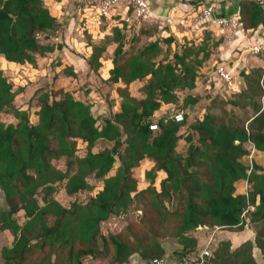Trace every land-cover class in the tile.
<instances>
[{
	"label": "trees",
	"instance_id": "obj_1",
	"mask_svg": "<svg viewBox=\"0 0 264 264\" xmlns=\"http://www.w3.org/2000/svg\"><path fill=\"white\" fill-rule=\"evenodd\" d=\"M97 1L92 8L96 13ZM237 10L231 16L245 30H257L264 22V5L257 0H241ZM135 22L114 27L112 37L92 44L86 61L89 70L100 72L108 43L117 44L105 82L116 86L121 111L106 117L96 113L94 103L60 89L40 96L39 122L33 124L29 110L15 105L20 90L0 70V114L12 113L17 120L0 121V190L6 202L0 233L14 236L12 245L1 250L3 264H84L88 257L97 263L104 258L108 264H150L156 258L182 263L199 251L206 227L243 232L250 224L258 227L252 239L235 249L230 240L219 242L211 262L260 264L255 250L264 259V167L242 162L250 155L248 144L264 152V67L240 72L242 91L223 96L222 116L207 111L190 124L188 112L200 103L194 95L199 71L221 41L208 32L199 46L185 41L171 59L170 49L178 48L179 40L170 35L127 54L122 29ZM58 30L48 0H0V58L9 63L38 68L40 59L63 49L40 38ZM63 75L77 77L73 67ZM135 82H144L141 99L130 90ZM228 104L243 111L240 120L229 117ZM163 105L183 112L184 122L172 115L155 117ZM152 124L159 130L152 131ZM183 139L185 153L178 151ZM100 142L112 145L95 152ZM80 145L86 147L85 155H79ZM146 159L155 168L146 171L150 184L140 190L134 170ZM60 161L64 169L58 167ZM160 171L167 177L157 187ZM91 177L103 186L88 202L66 207L55 198L60 188L70 197L95 191ZM241 180L248 183V192L236 195ZM21 212L23 225L17 219ZM130 214L122 232L102 233V223L112 216ZM167 240H176L182 250L168 255Z\"/></svg>",
	"mask_w": 264,
	"mask_h": 264
},
{
	"label": "rangeland",
	"instance_id": "obj_2",
	"mask_svg": "<svg viewBox=\"0 0 264 264\" xmlns=\"http://www.w3.org/2000/svg\"><path fill=\"white\" fill-rule=\"evenodd\" d=\"M54 1L59 2L57 0H54ZM48 3L50 5L52 1L48 0ZM86 3L87 5L92 6V5L98 4V1L97 0H86ZM194 3H196L195 8H197L198 0L194 1ZM73 7L74 6H72L71 9H73ZM95 11L96 10L93 9L91 14L89 15L90 21H89V16H87V19H85V22L80 23V27H79L80 32L76 31L74 33V35L77 36L76 38L80 42H83L81 46L76 45V48L74 47L75 50H71V52L79 60L85 59L87 61V59L89 58V57L86 58L85 50H83L85 49L86 45L87 46L89 45L91 47L92 44H96V43L101 44L105 41V38L107 36H110V37L113 36V27L110 25V22H107L105 19H102V17H100L98 13H96ZM200 11L198 12L197 10L198 12L197 18L200 15ZM152 19L144 23L135 22L136 24H134V26L128 30L129 32L124 33L125 50L127 54H137L150 41H155L156 39L160 37H169L170 35H174L171 31L170 25L166 23L167 21L166 22L165 20L154 21V18ZM199 22L202 23L200 19H198L197 21H194V23L197 25L200 24ZM206 26L209 27V24H206ZM60 27L61 25H59V29ZM165 32H167L168 34H166ZM208 32H211V31L206 30L201 35V38H194L191 41L185 38L183 40H180L177 38V36L174 35L179 41H178V48H176V46L173 45L172 50L170 49L171 59H173L172 54L176 49L179 50L180 52L182 51L181 46L185 44V41L193 43L196 46H199L202 43L206 33ZM236 32L237 31L235 30L232 32H228L227 30L226 32L219 31V34H216V33L213 34L212 32V34H213V39L215 41H218L217 39H220L221 37H224L223 39H227L225 38L227 37L226 35L227 33L228 35L230 34L236 35ZM62 35L63 33L60 32L59 34L55 33L54 35H41L40 38H41V41L44 43L62 45V43L64 42V38L62 37ZM237 36H239L238 33H237ZM116 47H117V44L112 43V42L108 43V46H107L108 50L104 54L101 60L103 63V68L100 70V72H93L89 70V66H87V64H84V63L81 66L79 65L77 68L73 66V68L75 69L77 73L76 78H65V76L63 75V71L64 69L70 66H67L66 63L64 64L63 62L64 59L63 57L58 56L59 54L55 55L57 51L54 54L46 57L47 62H44V65H43L44 67L40 68L41 70L38 69L39 64H38V68H34L33 66L28 65V64L23 65V66H19V65L11 66L12 63L10 64L9 62H8L9 63L8 66H4L3 58H0V70H3L5 76L9 79L10 82L14 84V89L16 91L20 90L15 100V105L19 109L29 110L30 115H31V122L33 124L38 121L37 111L39 108L40 96L43 95L44 93H50L54 91L53 90L54 88L55 90L65 89L66 91H69L72 94H74L76 98L85 99L87 103H91L92 101L93 103H95V105L98 104L99 108H97V110L99 111V114L103 113L102 117H106L114 109V108H110L109 104L112 102L115 106L116 101L119 100L120 102L119 96H117L115 93L117 92L116 86L105 82V79H108L107 78L108 69L110 66V61L113 60L115 56L114 53H115ZM76 50L77 51L79 50V52H77ZM164 50L168 51L169 48L164 46ZM65 52L66 50L62 52L64 56H66ZM212 53H213L212 55H217L219 53L218 49H214ZM213 58H217V57H213ZM162 59L163 57L159 58V60H162ZM262 59L264 61L263 56H262ZM59 61H62V64H63L62 67L57 66ZM208 62L206 63L207 65L205 64L207 67H209ZM47 65H49L48 69H44ZM255 68H258V67H255ZM36 70H40V71L37 72ZM210 71L211 69L208 72ZM200 72H201V69L199 73ZM199 77L200 78H198L197 80V88L199 86L200 92L197 94V98L200 99V103L195 108L191 109L190 112H188L190 124L194 123L197 119L201 118L202 115H204L207 111L213 114H216L218 116H222L224 114L222 103L224 102L223 96L225 95L220 94L218 98H215L213 94L212 95L207 94L209 90H206V89L204 90L201 84L202 78H204V76H201L199 74ZM61 78H62L61 81H57V80H60ZM143 85H144V82H137V84H132L130 86V90L134 92L135 96L139 95V93L137 92H141V88L143 87ZM242 87L243 85L241 82L240 92L242 91ZM114 95H116V98H112V96ZM142 96L144 97L143 93H142ZM225 108L229 114V117L233 118L234 120L238 121L243 117V111L240 108H235L230 104H228ZM0 121L8 123V124L17 123V120L15 119L12 113L0 114ZM182 134L187 135L188 132L185 130V131H182ZM111 145L112 144H109V146ZM109 146H106L104 144L103 149ZM187 147L188 145L186 141L183 139L179 142L178 151L181 153H185ZM86 152H87L86 147L84 145H80L79 155L81 156L85 155ZM251 158H253V156L250 157V160ZM254 158L261 160L258 156H255ZM57 165L61 169L65 168L64 162L60 161L57 163ZM148 167L149 166L147 164L142 169L139 168V169L134 170V175L139 180V183H140L139 185L140 190L144 189L143 188L144 186L147 188L148 185L150 184V181H148L147 179L143 180L142 178H140L143 174V171L147 169ZM145 181L147 182V184L145 183ZM90 182L96 186L95 191L91 193L84 192V193L75 195L73 197H70L65 193L64 189L60 188L59 192L55 195V198L66 207H70L73 203L88 202L92 197H94L98 193V191L102 189V186H103L102 182L95 180L93 177L90 178ZM4 208H6V202L4 199V195L0 190V211L3 210ZM138 214H141V212H138ZM132 216L133 214H130L129 216L124 215L120 217L112 216L108 221L102 223V226H101L102 233L104 235H108L112 233L117 234V233L122 232L128 226L129 217H132ZM17 219L19 223L23 225L26 221L24 212L19 213L17 215ZM257 228L258 227L256 224H250V227L247 228L243 232L242 231L235 232V231H229V230H219L216 232V235L214 236V246L216 247L217 244L223 240H230L232 242L233 249H235L236 245L238 246L244 240L252 239L254 237L255 232L257 231ZM214 231L215 229L214 230L211 229L210 231V229L207 228L206 233L202 232L199 243L202 244L206 241H210L211 238L213 237ZM13 240H14V236L10 232L0 233V264H3V260L1 257L2 248L4 246H11ZM164 247L167 250L168 255H171V256L174 252L182 250V246H180L176 242V240L165 241ZM254 254H255L256 259L259 260V263L264 264V259H263V256L260 254V252L258 250H255ZM192 257L193 255L192 256L190 255V258ZM176 258L181 259L180 256ZM84 264H108V261L103 258L101 262L97 263L95 260L88 257L84 260ZM130 264H134V263H130Z\"/></svg>",
	"mask_w": 264,
	"mask_h": 264
},
{
	"label": "crops",
	"instance_id": "obj_3",
	"mask_svg": "<svg viewBox=\"0 0 264 264\" xmlns=\"http://www.w3.org/2000/svg\"><path fill=\"white\" fill-rule=\"evenodd\" d=\"M51 1L52 3L50 5L48 3V5L52 9L53 15L57 17L59 25H61L57 33L59 34L60 32H62L63 33L62 37L64 38V42L62 43L63 49L58 50L55 55L59 54L58 56L63 57L64 64L66 63L67 66H70V67L74 66L75 68H77L79 65L81 66L83 63L87 64L85 59L79 60L78 58H76V56L71 52V50H75L74 47L76 48V45L81 46L83 44V42H80L76 38L77 36L74 35V33L76 31L80 32V28H79L80 23H84L85 19H87V16L91 14L93 5L92 6L87 5L86 0H59V2H55L54 0H51ZM146 1L149 3L153 11L152 18H154V21H159V20H165V22L167 21L166 23L170 25L172 33L175 36H177L178 39L183 40L185 38L191 41L194 38H201V35L206 30H210L211 32H213V34L214 33L219 34V31L220 32L227 31V30L224 31L222 29H218L216 28V26L212 25L211 23H209V27L206 26V24H208L206 22L205 23L199 22L200 24L198 25L195 24L194 21L198 20L197 13L201 10L202 7H204L205 5H209L211 3H215L217 4V11L215 14L216 17H232V16H236L239 14V11L237 9H238L239 2L241 0H198L197 8H195L196 3H194V1L196 0H146ZM257 1H259L260 3L264 5V0H257ZM72 6H74L73 9H71ZM102 19H105V18H102ZM89 21H90V16H89ZM106 21L110 22V25L113 28L115 27L112 21H109V20H106ZM130 28H131L130 26L128 28L124 27L122 29L123 33L129 32L128 30ZM232 31H234V29L228 30V32H232ZM165 33L168 34L167 32ZM237 33L239 34V36H237ZM226 35L227 37L225 38L227 39H223L224 37L217 39L218 41H221L220 47L217 48L219 53L217 55H212L211 59L208 62L209 67H207L206 66L207 64H206L204 67L201 68V72L199 73L201 76H204V78H202V83H201L202 87L204 88V90L205 89L209 90L207 94L209 95L213 94L214 97L218 96L215 92L213 93V90L211 88L212 85L214 84L216 85V82H217L215 81L216 78L215 79L213 78L214 77L213 70L216 64L225 63V62L226 63L229 62L231 64L234 63L235 66H237L238 68V69L236 68V71L238 74H240V72L244 70L248 73L251 71V69L255 67H264V61L262 59V56H253L250 54L247 55L246 53H244V49H246V47H248L250 43H255V42L257 43V42L264 41V22L261 26H259L257 30H246L244 33L237 31L236 35H233V34L228 35V33ZM64 50H66L65 52L66 56H64L62 53ZM83 50H85L86 58L90 57V55L92 54V47H90L89 45L88 46L86 45L85 49ZM77 52H79V50ZM213 57H217V58H213ZM44 62H47V58H42L39 60L38 69L44 67L43 66ZM3 64L4 66L9 65L8 61L5 59H4ZM11 66H18V65L12 63ZM48 66L49 65H47L44 69H48ZM57 66L62 67L63 66L62 61H59ZM112 68H113V62L111 60L110 66L108 69L107 78L110 77L109 71ZM210 69L211 71L208 72ZM40 70H36V71L38 72ZM237 73L236 75H238ZM65 78L67 77L65 76ZM61 80L62 78L57 81H61ZM106 80L107 79H105V81ZM134 84H137V82H135ZM53 90H55V88ZM199 92H200V89L198 86V88L194 91V95L197 97V94ZM115 93L118 96L117 92ZM137 93H139V95L135 96L134 92H132V95L138 99L143 98L141 92H137ZM116 95L112 96V98H116ZM79 100L86 101L85 99H79ZM91 103L93 102L91 101ZM94 108L98 115L103 114V113L99 114V111L97 110V108H99L98 104L95 105ZM174 108L175 107L173 105H163L161 110L156 113L155 117H170L172 114L171 112ZM38 111H39V108H38ZM113 111L115 112L121 111L119 100L116 101ZM37 119L39 121V117H37ZM38 121L34 124H38ZM104 144L106 146H109L110 143L100 142L95 148L96 152H99L100 150H102ZM247 148L250 151V155L244 157L242 159V162L246 165L250 163L251 164L257 163L261 165L262 167H264V152L255 150L253 145L251 144H248ZM251 156H253V158H251L250 160ZM255 156H258L261 160H258L257 158L255 159L254 158ZM147 164L149 167L143 171V174L140 177L143 180H146L145 178L146 171L147 170L150 171L155 167V162L151 161L150 159H146L143 162L140 169H142ZM157 175L158 176H157L156 185L159 187L161 181L167 177V174L164 171H160L157 173ZM145 183L147 184L146 181ZM247 187H248V183L246 181L241 180L237 182L236 183V195H245L248 192ZM143 188H146V187L144 186ZM246 241L247 240H244L238 246L236 245V248ZM207 242L208 241L202 244L199 243V250L202 249V247L204 248Z\"/></svg>",
	"mask_w": 264,
	"mask_h": 264
},
{
	"label": "built area",
	"instance_id": "obj_4",
	"mask_svg": "<svg viewBox=\"0 0 264 264\" xmlns=\"http://www.w3.org/2000/svg\"><path fill=\"white\" fill-rule=\"evenodd\" d=\"M101 4L98 9V15L105 17L107 20L112 21L115 27H123V23L131 24L135 21L150 20L153 17V11L146 0H100ZM121 5L119 10L117 7ZM133 9V14L130 15L129 11ZM217 4L211 3L201 8L198 19L202 22L211 23L218 29L230 30L234 29L244 33L246 30L236 17H216ZM117 18V19H116ZM244 53L253 56H264V41L250 43ZM236 68L234 63H218L213 70V78L216 85H212L213 93L217 95L232 96L240 92L241 80L239 74L236 75ZM238 69V68H237ZM238 76V77H237ZM239 78V79H238ZM172 117L178 123H183L185 115L183 112L172 110ZM152 131L159 130L157 124L150 126ZM207 230V227L205 228ZM221 230L216 228L213 237L206 243L204 248L200 249L192 258L182 263H172L168 258L153 259L150 264H212L211 259L214 251V236L216 232Z\"/></svg>",
	"mask_w": 264,
	"mask_h": 264
}]
</instances>
